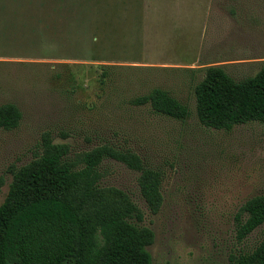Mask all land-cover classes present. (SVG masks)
<instances>
[{"label":"rangeland","instance_id":"374dc122","mask_svg":"<svg viewBox=\"0 0 264 264\" xmlns=\"http://www.w3.org/2000/svg\"><path fill=\"white\" fill-rule=\"evenodd\" d=\"M9 1L0 0V105L15 104L21 119L0 129V203L12 171L40 153L44 134L66 144L71 159L108 144L163 175V202L151 213L139 171L110 158L100 165V184L123 190L143 212L141 224L154 233L146 247L153 264H233L252 251L264 223L239 239L235 215L264 193V123L204 126L194 87L208 65L235 79L259 70L264 0H19L25 10L17 9L14 25L4 16L13 11ZM53 10L62 17L52 26L28 19ZM255 14L263 21L256 32L247 21ZM154 87L186 105L189 117L133 102Z\"/></svg>","mask_w":264,"mask_h":264},{"label":"trees","instance_id":"16d2710c","mask_svg":"<svg viewBox=\"0 0 264 264\" xmlns=\"http://www.w3.org/2000/svg\"><path fill=\"white\" fill-rule=\"evenodd\" d=\"M79 2L83 1L76 5ZM25 3L10 0L5 4L13 10L4 15L8 24L17 23L21 15L17 9ZM228 10L232 16L237 13L233 6ZM53 11L28 19H37L43 28L52 26L62 17ZM247 21L254 32L263 25L256 14L247 16ZM101 67L105 77L108 65ZM201 71L202 78L194 87L200 123L224 130L252 121L264 123V62L255 74L240 79L222 65H208ZM133 102L148 104L155 113L174 119L189 117L187 106L160 87ZM20 119L15 104L0 105V129L17 127ZM68 152L66 144L44 134L40 153L12 171L7 196L0 203V264H153L146 247L152 244L154 233L141 224L143 212L123 190L100 184V165L110 158L139 171V192L151 213H157L163 202L161 171L145 165L135 152L108 144L75 159ZM235 223L239 239L264 223V193L244 202ZM233 264H264V238L252 251L234 258Z\"/></svg>","mask_w":264,"mask_h":264}]
</instances>
